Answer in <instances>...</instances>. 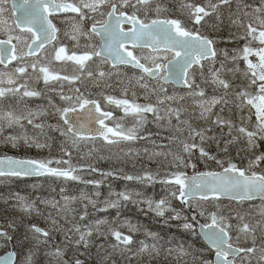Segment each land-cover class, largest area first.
<instances>
[{
	"label": "snow or ice",
	"instance_id": "6c2138e0",
	"mask_svg": "<svg viewBox=\"0 0 264 264\" xmlns=\"http://www.w3.org/2000/svg\"><path fill=\"white\" fill-rule=\"evenodd\" d=\"M172 5L0 0V148L25 152L0 154V184L64 182L59 199L2 197L5 211L20 215L0 223V264H264V0ZM41 99L47 107L28 104ZM29 125L38 131L30 135ZM50 132L62 138L58 156ZM138 141L152 147L142 154ZM138 159L158 166L142 174L120 166ZM100 160L114 166L102 170ZM96 173L101 179H84ZM109 177L143 190L109 183L102 201L92 198ZM67 182L91 185L92 195L68 194ZM156 185L160 193L145 194ZM129 205L204 247L121 219ZM89 207L116 215L88 219ZM34 217L47 227L24 223Z\"/></svg>",
	"mask_w": 264,
	"mask_h": 264
},
{
	"label": "rangeland",
	"instance_id": "374dc122",
	"mask_svg": "<svg viewBox=\"0 0 264 264\" xmlns=\"http://www.w3.org/2000/svg\"><path fill=\"white\" fill-rule=\"evenodd\" d=\"M223 33H225L226 35H227V31H226V29H225V31L223 32ZM98 41V40H97ZM66 43H70V42H68V41H66ZM222 47L224 46L223 44L221 45ZM57 70H60L59 69V66H57ZM68 71L69 72H71V67H69L68 68ZM129 75H131V73H129ZM38 87H43V84L41 83ZM88 88H89V90L90 91H92L93 93H96V92H98V91H100V89H97V88H93L91 85H88ZM96 89L98 90V91H96ZM83 90V89H82ZM106 92H110L111 94H113V95H116V96H119V90L118 89H115V90H113V89H106L105 90ZM142 100V99H141ZM40 102L42 103V105H40V106H43V107H47V101H44V104H43V101H38V100H36V101H33L32 103L35 105L34 107L31 105V107H33V108H35V107H37V105H39L40 104ZM142 102H143V100H142ZM122 113H119V112H117V115H121ZM224 115H228V113L227 112H225L224 113ZM235 118V117H234ZM38 131V130H37ZM27 132L29 133V126L27 127ZM56 138V137H55ZM54 142V144H55V146H56V148H55V150L57 149H59V140H56V141H53ZM98 146V145H97ZM147 147H149V148H151L152 147V145H150V144H147L146 145ZM118 147H127V145H120V146H117V148ZM134 147H136V148H138V149H140V151H141V153L143 154V147H145V146H141V147H138L136 144L134 145ZM117 148H113V151H116L117 150ZM103 154L104 155H109V153L107 152V150H104L103 151ZM75 158H76V154L74 153V162H75ZM146 160V159H145ZM100 163H102V168L99 166V164ZM96 166L98 167V168H100V169H102V170H109L111 167H113V162L112 161H109V160H100V161H98V162H96ZM120 166H122V167H124V169H125V165H120ZM130 167H132V164H130ZM130 167H129V169H130ZM140 174H142V173H140ZM85 175H87V176H92L93 174H85ZM85 175H84V177H85ZM93 179V178H92ZM94 179H101V177L100 176H98V175H96L95 176V178ZM109 179V178H108ZM106 180L105 182H107V181H109V180ZM113 180V179H112ZM115 182H116V184H118V186H116L115 185ZM70 185H71V187H73V186H75L76 185V183H74V182H68ZM112 183H113V185L111 184V187H112V189L113 190H115V191H121V190H123L125 187H129V188H136V189H138V190H143V186L142 185H140V184H138V183H131V184H128L127 182L125 183V180H122V179H114L113 181H112ZM1 185V184H0ZM108 185L109 184H106L105 185V188H106V194H105V196L104 197H106L107 195H108ZM1 192H4L3 191V188L1 187ZM68 189V188H67ZM160 189V188H159ZM27 190H29V185H23L22 187H21V191H27ZM28 192V191H27ZM26 192V193H27ZM26 193H24V194H22V196H25L26 195ZM160 193V192H159ZM145 194L146 195H148V191H147V189H146V191H145ZM89 195H92V194H89ZM2 195H1V199H2ZM93 198V197H92ZM0 199V200H1ZM95 199V198H94ZM178 203V202H177ZM176 204V203H175ZM131 207H133L134 209H136V207L135 206H132L131 205ZM173 223H175V222H173ZM176 229V228H175ZM138 236H142V235H139V234H137ZM143 237V236H142Z\"/></svg>",
	"mask_w": 264,
	"mask_h": 264
},
{
	"label": "trees",
	"instance_id": "16d2710c",
	"mask_svg": "<svg viewBox=\"0 0 264 264\" xmlns=\"http://www.w3.org/2000/svg\"><path fill=\"white\" fill-rule=\"evenodd\" d=\"M222 35H224L225 37H226V34L225 33H223ZM219 46L220 47H222L221 46V43L219 44ZM226 45H224L223 47H225ZM47 122L48 123H56V120L55 119H47ZM52 133H54V132H50L49 133V135H51ZM53 137H56V139H61V138H59V136H58V134H56V135H54ZM163 142H167L166 140L165 141H163ZM55 148L56 147H53L52 148V152H51V155L52 156H58L59 155V149L57 150H55ZM211 151H213V152H215V146L213 145L212 146V148L210 149ZM7 152H9L8 154H11V155H24L25 154V152L24 151H19V152H13L12 150H9V151H7ZM27 155H30V156H33V157H46V156H48L49 155V153H48V150L47 149H45V150H42V151H37V150H34V149H30L29 150V152H27L26 153ZM136 164H141L140 163V161H137V163ZM145 165L147 166V169L148 170H152V171H154V170H156V168H157V164L156 163H154V164H150V165H147V163H145ZM99 166L102 168V163H100L99 164ZM213 167H215V165H212ZM97 167V166H96ZM199 169L200 170H205L204 169V167H203V165H199ZM125 172H127V173H129V174H140V173H142L144 170H145V166H138V167H135L134 169L133 168H131L130 167V169H129V167H127V166H125ZM187 172H192V173H194L193 172V170L191 169V168H189V169H187L186 170ZM96 175H98L99 176V174L98 173H96V174H93V176H96ZM85 176H87V175H85ZM113 178H111V177H109V181H113L112 180ZM130 182V181H129ZM115 184H116V182H115ZM147 190H148V195H152L153 194V192H155V193H158V189L157 188H155V190H154V188H147ZM131 210V214H128V216H132L133 218H140L141 217V215L138 213V212H134V208L133 207H131L130 205L127 207V210ZM4 210H2V212H3ZM128 213V212H127ZM12 217H18V215L17 216H15V214H11L10 215V213H8V212H6V211H4L3 213H2V217H1V219H0V223H6V221L8 220V219H11ZM154 224V223H153ZM160 225V224H159ZM164 225H160V227H163ZM20 230V229H19ZM162 232H163V234H164V229H162L161 230ZM20 232H21V230H20ZM177 238H178V236H177ZM179 239V238H178ZM182 239H189L186 235H184L183 237H182Z\"/></svg>",
	"mask_w": 264,
	"mask_h": 264
},
{
	"label": "flooded vegetation",
	"instance_id": "af4514ba",
	"mask_svg": "<svg viewBox=\"0 0 264 264\" xmlns=\"http://www.w3.org/2000/svg\"><path fill=\"white\" fill-rule=\"evenodd\" d=\"M31 194H32V195H35V194H37V192H35V191H31ZM43 194H44V193H38V197H40V196L42 197ZM34 199H36V198H34ZM34 199H31V200H34ZM38 202H39V201H37V204H38ZM41 220L44 222V220H43L42 218H41ZM29 221H30V223H34V218L31 219V220H29ZM56 239H57V237H56ZM57 241H58V239H57ZM258 243H259V242H258ZM201 247H204L203 241H200L199 244H198V246H197V248H201ZM153 264H156V262L154 261Z\"/></svg>",
	"mask_w": 264,
	"mask_h": 264
},
{
	"label": "water",
	"instance_id": "95a60500",
	"mask_svg": "<svg viewBox=\"0 0 264 264\" xmlns=\"http://www.w3.org/2000/svg\"><path fill=\"white\" fill-rule=\"evenodd\" d=\"M82 119H84L85 120V122H87V115L86 114H84L83 116H82ZM94 126V125H93ZM192 176V175H191Z\"/></svg>",
	"mask_w": 264,
	"mask_h": 264
}]
</instances>
